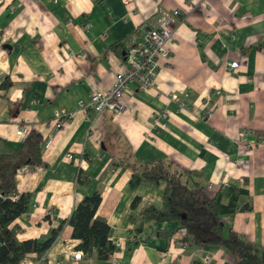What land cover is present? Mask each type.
Returning a JSON list of instances; mask_svg holds the SVG:
<instances>
[{
    "label": "crops",
    "instance_id": "crops-1",
    "mask_svg": "<svg viewBox=\"0 0 264 264\" xmlns=\"http://www.w3.org/2000/svg\"><path fill=\"white\" fill-rule=\"evenodd\" d=\"M175 9L171 53L156 83L131 82L119 112L81 107V99L126 69L128 38ZM235 60L239 67L230 68ZM6 77L0 153L20 147L19 125L28 124L44 144L57 113L72 112L51 145H43L45 163L16 173L19 189L31 192L14 221L19 237L46 239L99 189L98 213L118 244L111 259L75 258L80 239L67 223L44 260L30 254L36 264H237L223 246L188 241L177 219L136 229L132 214L161 207L166 182L134 186L133 173L158 162L210 197L234 183L247 188L242 206L223 219L264 257V147L249 149L239 139L247 128L253 139L264 136V0H0V85ZM80 169L93 178L88 186L77 183Z\"/></svg>",
    "mask_w": 264,
    "mask_h": 264
},
{
    "label": "trees",
    "instance_id": "trees-1",
    "mask_svg": "<svg viewBox=\"0 0 264 264\" xmlns=\"http://www.w3.org/2000/svg\"><path fill=\"white\" fill-rule=\"evenodd\" d=\"M10 85L11 79L6 77L0 87L8 88ZM43 145L42 139L32 129L16 151L0 153V264H21L33 252L41 260L67 223L73 227V237L80 239L77 248L82 249L84 254L96 253L99 258L111 259L118 244L110 236L111 225L107 218L98 213L102 201L99 189L84 196L69 217L60 218L59 224L53 227L46 239L19 237L22 227L14 221L26 212L31 192L19 189L16 173L25 164L45 163ZM140 168L139 172L133 173L132 185H158L162 181L166 185L161 207L150 204L139 213L132 214L134 221L139 217L137 230L143 229L151 220L177 219L186 226L188 241L198 245L223 246L235 255L237 264H264L259 246L233 228L227 229L223 219L225 214L233 217L242 206L244 196L249 193L247 188L234 183L210 197L199 185L191 186L182 181L179 172L172 170L166 162L146 164ZM92 180L91 174L80 169L77 175L79 185L88 186ZM226 191L228 202L223 200ZM137 200L133 202L134 209Z\"/></svg>",
    "mask_w": 264,
    "mask_h": 264
},
{
    "label": "built area",
    "instance_id": "built-area-1",
    "mask_svg": "<svg viewBox=\"0 0 264 264\" xmlns=\"http://www.w3.org/2000/svg\"><path fill=\"white\" fill-rule=\"evenodd\" d=\"M124 1L130 2L133 0ZM179 13V9L165 12L158 18L155 25L138 28L125 42L126 69L117 72L114 81L108 88L93 89L87 101L81 99V107H93L98 113L105 110L119 112L127 108L124 96L129 90L131 82H138L144 88L153 86L156 83L159 69L170 56L169 41L173 36L176 16ZM239 65L240 63L237 60L229 63L230 68H238ZM218 91L221 92L220 89ZM175 97H177V94H175ZM71 118L72 112L62 110L57 113L53 132L44 143L45 147L51 145L55 133ZM29 130V125L23 123L18 126L17 134L21 138H25ZM251 134L252 131L248 128L241 130L240 141L244 142L249 149L256 145L264 147V136L253 139ZM68 156L73 157L71 152L68 153ZM26 170H29V164L19 167L17 173L20 174ZM73 254L75 258L84 256L81 249L74 250ZM21 264H36V261L29 254L22 260Z\"/></svg>",
    "mask_w": 264,
    "mask_h": 264
}]
</instances>
